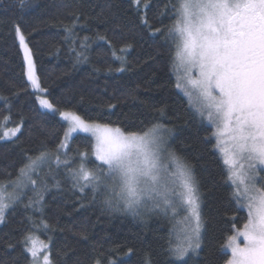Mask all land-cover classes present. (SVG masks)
Here are the masks:
<instances>
[{"label":"trees","instance_id":"1","mask_svg":"<svg viewBox=\"0 0 264 264\" xmlns=\"http://www.w3.org/2000/svg\"><path fill=\"white\" fill-rule=\"evenodd\" d=\"M170 3L176 0H144L139 7L134 0H24L23 7L19 0H0V136L21 128L15 137L0 139V182L16 180L26 157L52 153L34 172L35 186L21 188L19 201L6 210L0 223V264H29L23 240L28 233L49 244L53 264H173L168 241L176 242L177 235L169 215L147 208L139 215L108 209L102 195L92 199L90 187L83 193L73 188L69 169L81 162L77 152H88L89 169L101 162L92 152L94 139L85 134L74 135L56 153L67 130L60 111L129 132L156 123L172 129L166 133L171 151L193 166L206 221L201 250L186 258L187 264H226L231 259L222 245L234 234L233 226L243 228L247 210L232 196L235 189L215 147L213 126L176 88L175 45L167 34L174 17L165 13ZM73 23V37L66 40L64 26ZM16 25L56 112L41 107L27 79ZM109 104L117 107L109 109ZM57 154L70 163L58 165Z\"/></svg>","mask_w":264,"mask_h":264},{"label":"snow or ice","instance_id":"2","mask_svg":"<svg viewBox=\"0 0 264 264\" xmlns=\"http://www.w3.org/2000/svg\"><path fill=\"white\" fill-rule=\"evenodd\" d=\"M134 2L139 7L144 0ZM19 3L24 6V0ZM168 11L174 17L167 28L168 38L175 45L172 65L176 72H183V76H178L176 88L183 90L190 101L195 93V112L216 126L215 147L226 166L227 181L235 189L232 196L247 210L243 229L233 226L234 234L222 245L231 250V259L226 264H264V187H256L258 180L264 181L261 175L264 172V0H176L165 5V13ZM143 22L147 24V19ZM64 27L65 39L72 38L75 23ZM15 33L24 52L27 79L34 89L46 92L41 88L31 49L19 25L15 26ZM80 55L77 54L78 60ZM193 72L195 77L190 75ZM40 104L57 110L47 99L40 98ZM107 107L115 109L117 105ZM158 111L164 114L163 108ZM60 116L69 122V127L56 153L68 146L73 133L82 131L95 138L92 152L101 162L89 169L88 152H77L81 162L69 169L73 188L83 193L90 187L94 201L102 195L106 208L133 215H139L142 208L162 209L166 214L171 209L173 217L185 212L176 242L171 237L168 241V253L173 264H187L186 258L197 255L206 223L201 212L202 193L193 166L167 149L164 133H171L172 129L156 123L129 132L119 126L85 120L74 111H60ZM8 119L5 117V121ZM20 130L19 125L7 129L0 139L15 137ZM51 158L48 151L35 158L26 157L28 162L19 170L16 180L0 182V223L5 220L6 210L19 201L22 195L19 189L26 186L20 177H27L28 183L35 185L30 173ZM55 159L58 165L70 163L61 161L59 154ZM165 159L168 163H164ZM169 165L173 171H169ZM5 185L15 190L9 193ZM43 226L49 228L46 222ZM23 240L24 250L31 256L29 264H41V249L37 248L32 234H26ZM42 249L45 250L42 264H53L49 244H42ZM108 264L116 261L109 260Z\"/></svg>","mask_w":264,"mask_h":264},{"label":"rangeland","instance_id":"3","mask_svg":"<svg viewBox=\"0 0 264 264\" xmlns=\"http://www.w3.org/2000/svg\"><path fill=\"white\" fill-rule=\"evenodd\" d=\"M32 53V52H31ZM32 59H33V62H34V58H33V55H32ZM34 64H35V62H34ZM35 70H36V66H35ZM36 75H37V71H36ZM190 75L191 76H193V77H195V75H196V73L195 72H193V73H190ZM38 76V75H37ZM178 76H183V72H180V73H178V72H176V77H177V81H178ZM39 79V78H38ZM29 81V80H28ZM30 82V81H29ZM40 82V81H39ZM30 84H31V82H30ZM32 87V86H31ZM190 87V86H189ZM42 88V87H41ZM32 89L36 92V94H37V96H38V100H39V103H40V98H43V99H47L48 101H49V99L47 98V96H46V92H43V91H41V90H39V89H34L33 87H32ZM183 94H184V91L183 90H181V89H179ZM185 95V94H184ZM186 96V95H185ZM188 99H189V97L188 96H186ZM196 100H197V97H196V94L195 93H193V96H192V98H191V105L193 106V107H195L196 106ZM50 102V101H49ZM51 103V102H50ZM41 105V104H40ZM42 107V106H41ZM44 110H47V111H52V110H50V109H47V108H44V107H42ZM56 108V107H55ZM57 111V110H56ZM55 111V112H56ZM60 113V112H59ZM63 119V118H62ZM205 119H206V116H205ZM64 120V119H63ZM207 120V119H206ZM65 121V120H64ZM66 123H67V129H68V127H69V122H67V121H65ZM207 122L211 125V126H213V128H214V133L217 131V128H216V126L214 125V124H211L208 120H207ZM101 124V123H100ZM76 134H85V135H88V136H90V137H92L93 139H94V141H95V138L90 134V133H84V132H82V131H78V132H75V133H73L71 136H70V138L68 139V141H67V145H69V143H70V141H71V139H72V137L74 136V135H76ZM164 136L166 137V140H167V149H169V150H171V147H170V142H169V137H168V135L166 134V133H164ZM216 138V137H215ZM65 139V138H64ZM216 141H217V138H216ZM218 142V141H217ZM221 154V153H220ZM164 163H168V161L165 159V161H164ZM241 163H244V164H246L247 162L246 161H241ZM41 166V165H40ZM40 166L37 168V169H35L34 171H32L31 173H30V178L32 179L33 178V175H34V172H36L39 168H40ZM174 170V168L171 166V165H169V171H173ZM261 175H264V172H262L261 173ZM21 181H22V183L23 184H25L26 186L25 187H23V190L28 186V178L27 177H22V179H21ZM35 186V185H34ZM256 187L257 188H260V187H264V181H257L256 182ZM6 189H7V192H9V193H12L15 189H14V187L13 186H6ZM21 189H19V191H20ZM242 205V204H241ZM149 207H151L150 205H149ZM142 210H144V211H146L147 209L146 208H142V209H140L139 211H142ZM151 212H153V213H162V214H164L165 216L166 215H169V217L173 220V222H174V231L176 232V235L179 233V231H180V229L183 227V217L186 215V213L185 212H183V211H180L179 212V215H177V216H175V217H173L172 216V213H171V209H169V211H168V213L166 214L162 209H153V210H151ZM243 229V228H242ZM241 229V230H242ZM33 236V238L36 240V246H37V248H40L41 249V253H40V260H41V264H42V257H43V254H45V250L44 249H42V244H46L45 242H43L40 238H39V236L38 235H35V234H33L32 235ZM243 238L241 237L240 238V242H241V246H243ZM30 246V245H29ZM228 250V252L231 254V250L230 249H227Z\"/></svg>","mask_w":264,"mask_h":264}]
</instances>
